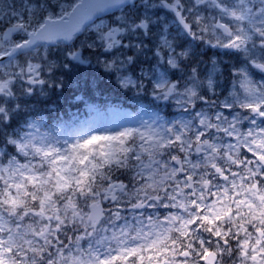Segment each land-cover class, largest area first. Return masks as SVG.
I'll return each instance as SVG.
<instances>
[{
  "label": "snow or ice",
  "instance_id": "6c2138e0",
  "mask_svg": "<svg viewBox=\"0 0 264 264\" xmlns=\"http://www.w3.org/2000/svg\"><path fill=\"white\" fill-rule=\"evenodd\" d=\"M0 264H264V0H0Z\"/></svg>",
  "mask_w": 264,
  "mask_h": 264
}]
</instances>
